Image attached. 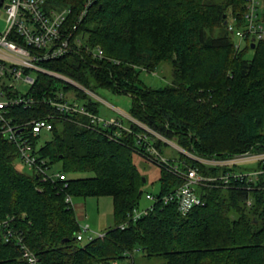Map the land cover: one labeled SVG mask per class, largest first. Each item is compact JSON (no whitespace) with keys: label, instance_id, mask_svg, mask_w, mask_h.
Listing matches in <instances>:
<instances>
[{"label":"trees","instance_id":"trees-1","mask_svg":"<svg viewBox=\"0 0 264 264\" xmlns=\"http://www.w3.org/2000/svg\"><path fill=\"white\" fill-rule=\"evenodd\" d=\"M85 1L46 0V14L70 9L61 28L70 51L37 66L85 90L131 97L127 125L114 118L128 131L56 111L50 101H68L99 118L98 104L77 87L26 69L34 82L22 95L35 103L11 107L4 117L23 127L22 137L48 173L66 179L43 180L33 171L31 176L18 171L17 148L3 136L0 123V221L12 219L11 226L39 264H120L135 248L164 264H264L263 177L230 175L224 183L221 176L253 167L194 159L225 161L247 152L264 153V39L253 43L246 35L240 50L228 31L229 24L243 29L247 0H97L78 23ZM8 39L24 45L15 31ZM96 48L102 57L93 55ZM248 50L252 57L245 59ZM163 64L172 71L167 85L152 89L140 82L139 70L153 72ZM46 118L52 129L31 133L27 124ZM142 126L188 154H181L177 163L169 159L172 166L194 168L212 179L195 187L202 205L185 216L176 201H160L182 179L152 160L159 167V200L131 219L139 211L145 183L133 155L151 158L137 136H148L160 153L165 145ZM42 134L48 139L37 148ZM78 173L91 176L68 177ZM66 197L72 202L110 198L114 226L81 245L77 236L82 230ZM21 254L16 242L0 240V264H25Z\"/></svg>","mask_w":264,"mask_h":264},{"label":"built area","instance_id":"built-area-1","mask_svg":"<svg viewBox=\"0 0 264 264\" xmlns=\"http://www.w3.org/2000/svg\"><path fill=\"white\" fill-rule=\"evenodd\" d=\"M96 1L97 0L85 1L78 17V23L86 15L88 8ZM45 4L46 0H8L5 4L7 6L6 9H4L7 28L3 33H0V123L3 136L17 148L19 162L37 175L42 176L43 180L55 178L64 181L66 179L64 174H49L43 162L39 161L38 157L33 154L32 145L21 135L23 127L12 125L11 121L4 117V114L11 107L13 108L15 106L23 105L27 108L35 103L34 98H25L22 93L16 96L10 95L11 92H19L13 85L15 80H22L23 83L27 84L29 87L33 84L34 78L31 74H25L26 69L48 74L78 87L73 81L43 70L37 66V62L39 61L54 60L62 57L70 51L68 38H63L61 34V28L65 22L66 16L70 13V9L63 8L59 11L50 10L49 13L46 14L43 10ZM257 10L258 7L254 0L247 2L243 29L236 28L232 24L228 25V31L231 32L233 37L239 39V43L235 44L236 49L240 48L241 42L244 43L246 35L249 39H252V42L264 39V20L259 18ZM12 31H15L16 34L22 37L24 45H18L16 42L8 39V36L12 34ZM77 44L79 45L78 40ZM33 50L43 51L34 54ZM92 53L96 57L103 56V53L99 48L93 50ZM59 98H62L61 94L59 95ZM50 104L60 113H79L90 117L92 122L95 121L103 127H116L117 129L128 131L127 127L120 124L116 119L110 118L104 120L94 117L85 112L83 108L78 107L76 103L68 101H50ZM27 126H29L31 133L34 135L49 132L52 129V125L48 118L32 120ZM142 128L147 134H150L163 142L169 141L147 127L142 126ZM137 139L145 146L146 153L151 157V160L155 161L157 165L175 172V174H177L183 181L182 185H180L176 191L168 196L162 197L160 201L164 204L176 201L177 209L182 216L187 215L192 208L201 206L202 201L196 195L194 191L195 187L205 185L212 179L199 175L197 169L194 168H188L186 171H179L176 166L170 164L169 159L164 158L153 146V142L148 136L141 134L137 136ZM190 157L192 158V156ZM194 159L211 165L253 167V169L244 171L243 173L226 174L221 176L220 180L224 183L227 182L230 175L233 177L245 176L254 180L261 175L264 180V153L247 152L225 161H205L195 157ZM258 163H260V169L255 168ZM145 199L152 204L159 200L156 195L152 194H145ZM65 201L73 204L70 197H66ZM151 205L142 211L135 212L131 219L134 221L138 219L140 215L146 214L151 209ZM11 222L12 219L9 218L0 221V240H3L4 242H16V245L20 246L22 251L21 258L25 264H39L37 257L24 245L21 235L14 230L11 226ZM120 228L123 229L124 225H121ZM81 230L83 232L88 231V226H82ZM80 235L81 233L77 236V240H81ZM101 236H103V234H98V237ZM91 239L92 236H89L88 240ZM140 251L139 248H135L131 253L127 254V259H130L131 264H133V255L135 253H140Z\"/></svg>","mask_w":264,"mask_h":264},{"label":"rangeland","instance_id":"rangeland-1","mask_svg":"<svg viewBox=\"0 0 264 264\" xmlns=\"http://www.w3.org/2000/svg\"><path fill=\"white\" fill-rule=\"evenodd\" d=\"M251 0H247L250 2ZM258 7L257 13L259 18H261L263 4L261 0H254ZM7 3V0L4 2ZM263 20V19H262ZM7 28L6 24V14L4 9L0 8V33H3ZM234 43H239V39L233 37ZM244 48V43H240V50ZM252 57V50H248L244 58L249 59ZM171 68L168 64L161 65L158 69L153 72L139 70V80L140 82L152 89L162 88L169 83L171 80ZM14 87L20 93H25L28 89V85L24 84L22 80H15ZM75 86V85H74ZM79 90L84 92L91 100L98 104V117L104 120L110 118H118L122 120L123 124L127 125L126 118L128 116L129 108L131 106V97L128 95L114 94L110 91L104 89L91 88L83 89L82 87H77ZM71 99V98H70ZM48 139L46 134H42L37 148L41 146L45 140ZM165 145L162 147V156L166 159H170L177 163L181 154L187 153L179 149L173 141L164 142ZM133 163L136 166L138 172L141 174L142 178L146 181L143 185V195L140 200L139 211L148 208L152 203L145 199V194L156 195L159 191V167L150 159L140 156L138 154L133 155ZM16 169L25 175L31 176L32 172L21 162L16 160L14 163ZM58 170L59 167H54ZM91 174L78 173L68 175L69 178H85L89 177ZM75 217L80 227L87 225L88 231L81 232V245L88 241V237H96L98 234L106 232L109 228L114 226L112 219V202L110 198H78L73 200ZM79 213V214H78ZM120 264H131L130 259L123 261ZM133 264H164L161 258H150L147 259L141 253H135L133 255Z\"/></svg>","mask_w":264,"mask_h":264},{"label":"water","instance_id":"water-1","mask_svg":"<svg viewBox=\"0 0 264 264\" xmlns=\"http://www.w3.org/2000/svg\"><path fill=\"white\" fill-rule=\"evenodd\" d=\"M5 0H0V8L6 9V5L4 4ZM254 45L252 44L251 48L253 49ZM142 182H145V178H142Z\"/></svg>","mask_w":264,"mask_h":264},{"label":"crops","instance_id":"crops-1","mask_svg":"<svg viewBox=\"0 0 264 264\" xmlns=\"http://www.w3.org/2000/svg\"><path fill=\"white\" fill-rule=\"evenodd\" d=\"M127 118H128V116H127ZM74 207V206H73ZM75 209V208H74ZM79 214V213H78ZM103 234V233H102Z\"/></svg>","mask_w":264,"mask_h":264}]
</instances>
